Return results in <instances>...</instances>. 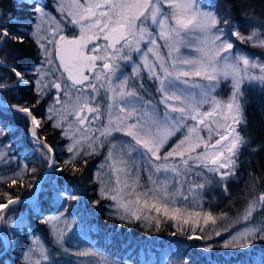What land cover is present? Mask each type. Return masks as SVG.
Masks as SVG:
<instances>
[{
    "label": "snow or ice",
    "instance_id": "1",
    "mask_svg": "<svg viewBox=\"0 0 264 264\" xmlns=\"http://www.w3.org/2000/svg\"><path fill=\"white\" fill-rule=\"evenodd\" d=\"M223 12L211 0H13L8 8L0 0V96L31 82L36 101L10 104L0 116L24 117L28 146L50 174L67 169L75 176L89 157L103 154V175L95 173L100 199L93 206L115 202L109 207L129 222L151 213L180 219L177 198L189 199L185 185L198 194L211 183L204 173L227 191L251 144L245 85L264 87V59L239 47L264 49V22L246 18L249 27L241 31L226 6ZM225 84L229 94L221 97L217 90ZM49 95L52 103L38 118L34 109ZM44 122L59 129L69 157L57 159V147L39 134ZM14 139L10 123L0 121V164L17 160ZM31 162L0 176V253L21 247V264H56L54 252L69 251L65 244L76 225L68 208L81 196L57 185L61 207L36 218L48 229L47 236L38 234L16 210L23 203L19 193L5 190L36 179ZM28 187L38 207L45 190L31 181ZM258 207L264 209V191L241 219L250 222ZM209 221L216 223L211 211L204 216V224ZM257 239L264 240V225L246 227L223 246L248 248ZM73 255L97 253L88 248Z\"/></svg>",
    "mask_w": 264,
    "mask_h": 264
},
{
    "label": "trees",
    "instance_id": "2",
    "mask_svg": "<svg viewBox=\"0 0 264 264\" xmlns=\"http://www.w3.org/2000/svg\"><path fill=\"white\" fill-rule=\"evenodd\" d=\"M13 0H2V7H11ZM216 5L217 12L224 14L223 9L227 8V14L231 20L240 25L241 31H245L249 24L246 18L254 23L264 22V0H211ZM27 24V22H24ZM246 49L247 54H255V57L264 59V51L254 48L251 45H239ZM32 59H36V48L28 46ZM0 69V72H4ZM146 87H149L146 85ZM225 96L229 93L228 85H222ZM149 91L151 88L149 87ZM247 105L245 115L247 119V135L251 144L244 149L240 156V165L235 176L227 181V191L223 185L218 183V177L205 175L211 181L204 188V197L208 207L204 212L211 211L216 223L211 221L205 225L204 220L196 223L193 219L172 220L158 217L151 213L152 218L139 221L121 220L113 207H109L112 201L101 200L99 206H93L92 201L100 199L99 185L95 181V173L98 171L103 154L88 158L87 166L82 171L72 176L65 170L62 174H50L49 170L41 164L37 155L29 148V136L27 121L22 115L10 111L0 116V121L10 123L12 132L15 133L14 144L18 153L17 160L11 166L0 164V176H11L16 163L32 161L29 167H36L37 172L33 176L25 178L21 187L13 186L5 190L18 192L21 201L17 206V212L25 218L26 224L37 229L38 234L47 236L48 229L37 222L41 214H54L60 207V201L56 198V186L75 191L80 196L79 201L70 203L68 213L70 218L78 220L81 230L69 232L65 247L68 252H54L56 264H98L99 256L78 257L73 255L76 250L92 248L95 252L106 253L112 258H119L123 261H133L139 264L141 259L146 261L150 256H156L157 264L160 263L163 254L180 252L184 258V264H254L264 260V240H254L250 247H228L223 245L229 237L241 227L246 225H264V209L257 208L251 217L250 222L241 219L244 209L255 194L264 191V87L259 85H245ZM26 102L35 104V93L31 91V82L28 86H21L14 92H6L0 96V110L7 109L10 104ZM51 102V95L45 97L40 104L36 105L34 113L38 118L42 117ZM41 136L48 137V143L57 147V159L67 158L69 153L65 150V141L59 133V129L50 126V122H44L39 130ZM107 148V146H106ZM105 148V149H106ZM253 149H256L253 151ZM39 183L43 186L45 194L41 197V203L37 207L32 199L33 190L28 187V182ZM203 182V181H201ZM226 214V215H222ZM157 220L159 224L157 225ZM197 224L198 226L194 225ZM93 224H97L94 230ZM219 231L221 234L216 235ZM192 236V239L189 237ZM195 237H201L197 239ZM207 237H211L208 239ZM211 245L209 248L208 246ZM21 247L0 253L2 264H21ZM126 263V262H124ZM155 263V264H156Z\"/></svg>",
    "mask_w": 264,
    "mask_h": 264
},
{
    "label": "rangeland",
    "instance_id": "3",
    "mask_svg": "<svg viewBox=\"0 0 264 264\" xmlns=\"http://www.w3.org/2000/svg\"><path fill=\"white\" fill-rule=\"evenodd\" d=\"M207 2V0H206ZM264 51V49H263ZM255 58H259L260 57H255ZM125 71H130V69H125ZM225 88L221 86V88H219L217 91L219 93V95L221 97H226L225 96ZM228 90H229V86H228ZM229 93V92H228ZM52 103V96H51V102ZM106 151V149H105ZM71 155V153H69L68 157ZM105 163L104 159L101 161L100 166L98 171L101 172V175H103V169L101 168V166ZM205 175H210L212 176V174L209 173H204ZM213 177V176H212ZM141 183H147V180L144 176H142L141 178ZM204 189L199 190L198 194H194L193 192H190L188 190V186L185 185L184 187V195H187L189 197V199L187 201L177 198V206H180L182 208V217L180 219L177 220H185L188 218L193 219L196 223L200 222V219L204 220V216L206 214V212H204V210H207L208 207L206 205V199L204 197ZM115 202H112V204H114ZM114 208V207H113ZM115 212L119 215V212L116 208H114ZM119 211H123L122 209H120ZM196 212H200L201 215L200 216H196L195 213ZM189 213H192L193 215L189 216ZM76 220V225L73 227L72 232H77L78 230H81V226L79 225V222L77 219ZM210 222V221H209ZM194 224L196 226H198L197 224ZM246 227H253L251 225H246L244 227H241L240 229L236 230L227 241L231 240V237L234 235H237L239 232H242ZM93 228H97L96 225H94ZM97 255L99 256V262L98 264H105V261L108 262V264H134L133 261H123L119 258H112L110 257L108 254L106 253H100V252H96ZM157 257L156 256H150V258L148 259V261H146L144 258L141 259L139 264H155L157 262ZM169 260H184V258L182 259L180 257V252L179 251H175L174 253H165L163 254L161 261L159 264H167V262ZM126 262V263H124ZM157 264V263H156ZM219 264V263H216ZM236 264V263H234ZM254 264H260L259 262L254 263Z\"/></svg>",
    "mask_w": 264,
    "mask_h": 264
}]
</instances>
